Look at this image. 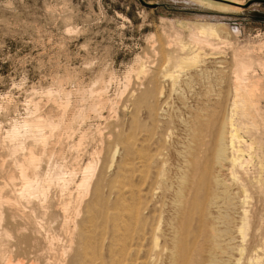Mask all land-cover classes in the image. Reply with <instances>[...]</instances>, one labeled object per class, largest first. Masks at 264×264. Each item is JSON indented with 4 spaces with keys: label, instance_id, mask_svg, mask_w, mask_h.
Returning <instances> with one entry per match:
<instances>
[{
    "label": "rangeland",
    "instance_id": "obj_1",
    "mask_svg": "<svg viewBox=\"0 0 264 264\" xmlns=\"http://www.w3.org/2000/svg\"><path fill=\"white\" fill-rule=\"evenodd\" d=\"M205 1H210L212 4L198 0H0V104L3 106L0 110V119L3 124L5 123L4 125L27 116L26 113L33 110V103L29 104L32 98L36 102L42 101L40 111L45 112L44 115H53L55 112L57 115V108H53L51 101L44 95V91L48 89L54 90L57 103L58 100H65V93L61 89L71 92V110H74L79 103L88 105L91 102L92 99H89L92 96L89 93L84 98L81 96L89 88L105 85V95L111 99L115 98V108L106 106L102 117L91 113L92 116H89L85 123L75 122L72 140L77 142L80 132L87 133L88 138H85L87 140L82 145V158L86 159L89 156H84V153L87 155L101 145V132L105 135L111 133L112 139H116L117 134L123 139V143L117 148L115 165L105 170L108 181L106 192L112 191L117 197L127 198L123 203L128 208L135 204L143 207L139 219L128 217L127 214L119 220L123 225L122 233L126 236L121 242L123 248L126 246L124 251L127 253L124 252L122 256V259H127L126 264H142V261L145 264H212V262L236 264L240 255L231 249L235 242L239 244L240 241L244 252L240 264H264L263 96L259 106L257 128L247 130L245 124H241V118L237 116L235 118L240 139L251 143L250 147L243 145V156L247 163L238 173L240 177L232 179L226 170L216 169L210 154V151L216 148L215 134L229 115L233 94V77L230 75L237 63L244 60L252 63L254 67L251 74L264 77L263 68L260 66L264 62V0ZM221 6L224 8H220ZM200 22L220 24L219 35L211 36L208 42L202 36L196 35L194 38L193 26ZM206 43L208 44L205 48L201 47ZM213 51H217L216 55L212 54ZM198 52L201 53V62L197 67L183 71L178 68L180 64L178 61L182 57H190ZM214 59L224 61L222 65L225 67L221 70L215 68V71ZM167 63L173 67V70H177V75L180 74L177 87L171 90L170 78H161L162 83H159V86L155 83L148 85L150 76L161 74L159 70L165 68ZM144 70L147 72L142 74L141 71ZM184 74L189 75L187 77ZM190 76L192 81L189 80ZM142 80L145 84L139 86L135 92V100H128L130 90ZM162 84L165 86L164 97L157 93ZM261 89L264 90V78ZM150 99L153 100L151 107L160 114H158L159 118L154 115L155 120L150 117ZM47 104L49 107L46 106ZM162 113L166 115L163 116ZM198 118L205 122L212 121L208 129L202 125L205 127L201 142L204 146L192 140V129L203 128L196 124ZM160 121L165 122L160 123ZM80 125L84 128L82 129ZM104 141L108 142L106 138ZM204 141H207L205 143L208 145L206 148L209 153L204 149ZM126 146L132 151L127 157L124 156ZM157 149L164 154L161 160H150V154L155 153ZM190 151H194L196 155L191 154ZM64 152L58 158L64 156L68 160H73L77 155L75 149L69 147H66ZM188 152H190L189 156L195 159L190 166L185 161V154L187 155ZM123 157L129 171L126 172L124 169L126 178L114 181L113 176L120 163L118 160H122ZM78 158L80 159L81 156ZM102 164L103 161L99 170ZM194 164L195 166L201 164L197 166L198 170ZM186 169L194 170L192 177L196 182L194 181L195 183L192 184L194 188L190 189L188 191L190 193L187 192L188 196L185 197V200L188 199L186 203L189 210L187 215L182 216L183 219L178 218L181 222L180 226L177 217L175 218L174 207L178 197L176 194L178 177ZM196 170L199 171L198 174H195ZM212 175L213 177L218 175L216 178L221 179L225 185H217ZM238 181L247 185L249 199L247 205L245 204L249 226L243 240H240V234H237L241 211L236 203H231V199L227 200L236 195L239 197L241 194L236 186ZM127 188L133 189L135 194L126 193ZM213 193L216 198L212 205L213 199L210 195L213 197ZM226 193L228 196H225ZM260 193H263V196ZM227 203H230V206L232 204L230 209ZM175 223H178L182 235L185 236L183 240L185 247H190V257L186 258L188 263L182 262L177 254L173 253L171 232ZM127 230L129 232H126ZM212 231L219 232L216 238L210 234ZM155 234L159 237L160 246L157 251L152 252L151 246ZM200 248L204 252L199 251L198 255L197 249L201 250ZM105 256L108 261L107 249Z\"/></svg>",
    "mask_w": 264,
    "mask_h": 264
},
{
    "label": "bare ground",
    "instance_id": "obj_2",
    "mask_svg": "<svg viewBox=\"0 0 264 264\" xmlns=\"http://www.w3.org/2000/svg\"><path fill=\"white\" fill-rule=\"evenodd\" d=\"M198 1L202 3H206V4H212L210 1H205V0H198ZM220 8H224V7L221 6ZM219 27H220V24H217V23L200 22L193 26L192 36L194 38L196 35L202 36L203 38H205V41L208 42L209 39H211L210 38L211 36L219 35V31H218ZM207 44L208 43H206V45L201 46V47L205 48ZM161 49H162V46H161ZM216 52L213 51L212 54H215ZM200 57H201L200 52L190 57H182L178 61L180 62V64L178 65V68H180V70L183 71L186 69L188 70L189 68H192V67H197L198 63L201 62ZM177 59H178V56H177ZM244 61L243 62L238 61L239 63H237L236 68H234L233 72L230 75L233 77V80H232L233 94H232V102L229 108V115L225 120H223L222 126L220 125V129L215 134L216 148H214L213 151H210L211 157L213 158V162L215 163V168L218 170H221V169L226 170L232 179H236L240 177L238 173L240 172V170L244 169L245 163H247L245 157L243 156V151H244L243 145H245V147H250L251 145V143H247L246 140L240 139V136L237 133L236 126L238 124H236L235 118L236 116L241 118V124L243 125L245 124V128H248L247 130L257 128L258 127V117L260 116V108H259L260 101H261L262 96L264 97V90L261 89V84H262V80L264 77H259L256 74H251V70L254 66L252 65V63H248V61L246 62ZM223 62L224 61H215L216 65L214 64L215 65L214 70L215 68H218V70H221L223 67H225L222 65ZM260 66L263 68L262 70L264 71V62H262ZM159 71L161 72V74L157 73L158 75L150 76L148 85L155 83V85L157 84L159 86V83L160 84L162 83L161 78H170L171 90L177 87L176 84L178 85L177 82H179L178 78L180 77V74L179 75L176 74L177 70H173V67L169 66L167 63L166 67ZM146 72H147L146 70L141 71L142 74ZM190 78L191 76L189 77V80L192 81V79ZM144 80L140 81L138 85L135 84L137 86L136 87L134 86L135 88L130 90V92L128 93V100H131V99L135 100V97H136L135 92L138 90L139 86H142L145 84ZM164 87L165 86H163L162 84L158 88L159 91L158 92L156 91L159 95H161V97L165 93ZM104 89H105V85H102L100 87L93 88V89L89 88V90L84 91L83 95L81 96H83L84 98L85 95L89 93L90 96H92V98L89 96L90 97L89 100L92 99L91 102H89L88 105H85L84 103L83 104L79 103L77 104V107L74 110L73 109L71 110V100H72L70 97L71 92H67L64 89H61V91L65 93V97H64L65 100L63 101L58 100V103H57V100L55 98L56 94L54 90L48 89L47 91H44L45 92L44 95H46V97H48V99L51 101L53 108L54 107L57 108L58 110L57 115H55L56 112L53 113V115L51 114L44 115L45 112L43 113L40 111V104H41L40 102L42 101L39 100L38 102H36L31 97L32 100H30L29 104L31 105V103H33V108H32L33 110L26 113L28 114L27 116L23 117L21 120H14L9 125H4L5 123L3 124V122L0 119V264H126L127 259H122L124 252L127 253V251H124L126 249V246H124L123 248V245H121V242L124 240L126 236L125 234L122 233L123 225L119 223V220L122 218V216L125 217L127 214H128V217L139 219V217L141 216L143 212L142 211L143 207L139 204L138 205L135 204L133 207L128 208L126 207L127 205L124 206L125 203H123V202H126L125 200L127 198L117 197L115 193L112 191L106 192V184L108 181H107V173L105 170L115 165L117 148L119 147L120 144L123 143V139L120 138L119 137L120 135L118 134H117L116 139L115 138L112 139L111 133H109L108 135H105L104 133L101 132V135H100L102 138L101 145L95 149L92 148L93 150L90 151L89 154L87 155L86 153H84L85 154L84 156H89L87 157L88 160L87 158L86 159H84V157L82 158V150H83L82 145L84 141L87 140V139L85 140V138H88L86 137L87 133L85 131H82L79 134L77 142H74L72 140V138L74 137L73 131L75 130L74 129L75 122L80 121L81 124L85 123V120H87L89 116H92L90 115L91 113H95L98 116L102 117L103 109L106 106H110L111 109L115 108V105H116V102H114L115 98L111 99L107 97V95H105L106 90ZM127 89H128V86H127ZM141 90H142V87H141ZM158 94L156 96H158ZM40 99H41V96H40ZM44 99L42 98V100ZM153 100L156 101L155 98H153ZM153 100L150 101V117L153 120H155L154 115H157L158 117L159 112L154 111L153 108L151 107ZM59 101L61 102L59 103ZM143 101H144V98H143ZM158 101L160 102V100ZM29 104L27 103V106ZM48 104L51 105L50 102H48ZM48 104L46 105L47 107H49ZM2 108L3 106L2 104H0V110ZM30 109L31 108H29L28 106V110ZM42 110H45V109H42ZM7 115L10 116V114H7ZM164 115L166 114H163V116ZM195 118L197 117L195 116ZM160 120L162 119L160 118ZM202 121H203L202 119L198 118L196 124L197 125L199 124V126L205 125V127L207 128L212 122L208 120L210 122L203 121L204 122L203 123ZM161 122L163 123L165 121H160V123ZM202 127L203 128L200 127L199 130H197L198 128L192 129L191 127V129L193 130L192 140L194 141V143L200 144L201 142H203L202 140L204 137L202 135H203V131L205 130V127L204 126ZM83 128L84 127H82V129ZM104 138H106L108 142L107 141L105 142ZM205 142L207 141H204V143ZM201 144L203 145V143ZM106 145H107V148H106ZM206 146L208 145L205 143L204 149H207ZM66 147L75 149L77 155L74 157L73 160H68L64 156L61 158H58L61 155H63V153H65L64 151ZM87 148L88 147H85V149ZM197 151L199 150L197 149ZM206 151L208 152V149ZM105 152H106V155H104ZM131 152L132 151L129 147L126 146L124 148L125 157H127ZM190 152H188L187 155L185 154V161L188 166H190L191 162L193 163V161L195 160L191 157V155L189 156ZM193 152L194 151H192L191 154L196 155ZM202 154H200V156ZM163 155L164 154L161 153L160 150L157 149L155 153L150 154V160L154 159V160L160 161ZM79 156H81L80 159L78 158ZM125 157H123L122 160L120 161L118 160V162L120 163L118 164V166L116 165L117 170L115 171L114 176H113L114 181L116 180L121 181L122 179L126 178L125 173L123 171L125 169V171L127 172L129 171V169L125 166L126 164L124 162ZM198 158L201 159V157H198ZM102 161H103V164H102L103 166L99 170L101 166L100 163ZM166 165L167 164H165V166ZM195 165L196 164H194V166ZM200 165L197 164V166H200ZM197 166H195L196 169L198 168ZM164 171H162V173ZM198 172L199 171H197L195 174H198ZM193 173H194V170L186 169L178 177V183H177L178 188L176 190V194L178 197L174 195L177 198L175 200L174 211L176 214L175 218L177 217L176 219L178 220V222H180L178 218L183 219L184 217L182 216H185L188 214L189 209H188V204L186 203L188 199L185 200V197L186 195L188 196L187 192L190 189L194 188V187L192 188L193 186L192 184H194L196 181L193 180V177H192ZM216 176H214L215 177L214 182L217 185H225V183L221 179L216 178ZM194 177L196 176L194 175ZM241 181L240 182L238 181V185H236L237 188L241 191V194L239 195V197H237V195L236 197L231 196L232 198H227V200L231 199V203L233 204L236 203L239 206V209L241 211V216H240L241 218H240V226H238L237 228L238 233L237 232L236 233L240 234L239 239L243 240L246 236V232L249 226L248 218H247V210L245 209L246 207L245 204L248 199V194H247L248 189L246 188L247 185ZM111 182H113V180ZM215 183H213V185ZM124 186L125 185H123V187ZM151 191H153L152 187H151ZM262 191L264 192V190ZM125 192L130 193L131 195L135 194V191L131 188H127ZM162 193H165V192H162ZM260 194H262L263 196V193H260ZM225 196H228L227 193ZM145 197L147 196L145 195ZM210 198L213 199L212 200V205H213L216 195L214 194L213 197L210 195ZM152 204L154 205V202H152ZM227 204L229 205L230 203H227ZM231 206L229 207V209L231 208ZM222 216H223V213H222ZM222 216H219V217L221 218ZM174 221L176 220L174 219ZM222 221L224 222V219ZM124 222H126V220ZM172 222L173 221H171V223ZM179 224L181 226V222ZM142 226L144 227V225ZM180 228L181 227L178 226V223H175L172 225L173 230L171 232L172 233L171 239L174 245L173 253H176L178 258H180V260L184 262L187 260L186 259L187 257H190V251H189L190 247L189 248L185 247L183 243L185 242L183 241L185 240V236L182 235ZM126 232H129V230H127ZM218 233H219L218 231H214V232L212 231V233L210 234H212V236L216 238ZM235 235L234 237H236ZM218 239L220 238L218 237ZM235 241H239V240H235ZM158 242H159V237L156 236L155 234V236L153 237V242L151 246L152 252H155L158 250L160 246ZM222 242H223V239H222ZM241 243H242L241 241L239 244L235 242V245L231 249L234 252H238L240 255V258L237 259L236 264H240L241 257L243 256V253H244L243 248H242L243 246L241 245ZM106 249H107L108 256H109L108 261L106 260V256H105ZM200 249L201 250L197 249L198 251L196 254L199 255L200 254L199 251L204 252L202 248ZM170 254L172 253L170 252ZM193 255H195V253ZM176 260H177V257H176ZM219 261L220 260H218V262ZM142 264H145V263L142 261ZM212 264H217V263L212 262Z\"/></svg>",
    "mask_w": 264,
    "mask_h": 264
}]
</instances>
